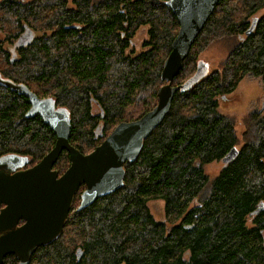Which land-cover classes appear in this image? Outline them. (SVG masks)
I'll list each match as a JSON object with an SVG mask.
<instances>
[{
  "label": "trees",
  "instance_id": "obj_1",
  "mask_svg": "<svg viewBox=\"0 0 264 264\" xmlns=\"http://www.w3.org/2000/svg\"><path fill=\"white\" fill-rule=\"evenodd\" d=\"M166 1L0 0V76L65 108L69 142L87 153L116 124L155 105L178 30ZM141 26L147 49L132 55ZM28 31L32 38L14 54L4 49ZM218 40H231L220 67L175 93L136 159L123 164L122 185L82 209L77 193L60 235L28 264H264V109L246 117L240 139L235 118L217 108V97L245 74L264 82V0H220L172 84L187 81L199 54ZM30 107L0 83V157L18 154L32 164L53 146V131L27 114ZM232 147L236 154L209 179L203 166ZM68 165L62 151L53 168L61 174ZM152 199L163 200V220L150 212ZM17 262L8 254L2 264Z\"/></svg>",
  "mask_w": 264,
  "mask_h": 264
},
{
  "label": "water",
  "instance_id": "obj_2",
  "mask_svg": "<svg viewBox=\"0 0 264 264\" xmlns=\"http://www.w3.org/2000/svg\"><path fill=\"white\" fill-rule=\"evenodd\" d=\"M219 1H166L179 23V29L162 64L160 77L166 82L157 91V102L139 118L116 124L87 153L81 152L69 142L70 119L65 108L55 107L50 98H38L24 85L14 88L0 76V83L28 97L31 107L27 114H40L55 134L50 150L27 168L17 169L28 163L25 156L7 154L0 157V204H4L0 208V264L8 254L15 255L18 264H28L36 248L57 238L81 185L84 188L78 209L122 185L123 164L136 159L144 139L168 113L175 93L206 74L199 60L196 71L187 81L180 85L172 84L197 34ZM31 38L32 32L28 31L18 39L15 46ZM62 151H66L69 165L59 174L53 165ZM236 152L237 148L232 147L222 162L230 160ZM20 220L24 222L19 224ZM76 254L80 257V249Z\"/></svg>",
  "mask_w": 264,
  "mask_h": 264
},
{
  "label": "rangeland",
  "instance_id": "obj_3",
  "mask_svg": "<svg viewBox=\"0 0 264 264\" xmlns=\"http://www.w3.org/2000/svg\"><path fill=\"white\" fill-rule=\"evenodd\" d=\"M262 11L256 13L260 15ZM147 26L139 27L131 39V44L127 49L128 53L137 55L147 49L145 41L147 40ZM36 35H39L36 33ZM231 40H218L212 42L204 51H202L198 59L202 62L203 69L210 71L220 67L221 61L226 56ZM12 42H4L3 47L10 52ZM157 102V101H156ZM218 111L235 118V130L237 136L242 139L246 130V117L252 111H261L264 109V82L258 76L251 73L245 74L237 83L235 89L225 96H218ZM222 160L214 161L203 166L204 172L212 179L217 175L222 167ZM150 212L156 220L164 219V202L162 199H152L147 202ZM171 226V224H167Z\"/></svg>",
  "mask_w": 264,
  "mask_h": 264
},
{
  "label": "flooded vegetation",
  "instance_id": "obj_4",
  "mask_svg": "<svg viewBox=\"0 0 264 264\" xmlns=\"http://www.w3.org/2000/svg\"><path fill=\"white\" fill-rule=\"evenodd\" d=\"M18 39H20V38H18ZM15 49H16V46L14 45V44H12V47L10 48V52H12V54H14L15 52ZM38 98H48V97H38ZM30 105H31V103H30ZM34 115H39L40 117H41V115L40 114H38V113H36V114H34ZM55 135V134H54ZM36 163V162H35ZM34 163H32V164H29V162L27 163V164H25L24 166H22V167H19V168H17V169H24V168H27V167H29V166H31V165H33ZM16 169V170H17ZM54 169V168H53ZM83 189H81L80 191L78 190V196H79V194H80V192L82 191ZM76 193V194H77ZM76 196V195H75ZM75 199V198H74ZM79 201H80V198H79ZM78 204H79V202H78ZM4 206V204H0V208H2ZM78 206V205H77ZM77 206H76V208H77ZM24 221L23 220H20L19 221V224H21V223H23ZM17 264H18V262H17Z\"/></svg>",
  "mask_w": 264,
  "mask_h": 264
},
{
  "label": "bare ground",
  "instance_id": "obj_5",
  "mask_svg": "<svg viewBox=\"0 0 264 264\" xmlns=\"http://www.w3.org/2000/svg\"><path fill=\"white\" fill-rule=\"evenodd\" d=\"M176 20H177V19H176ZM177 22H178V21H177ZM178 29H179V23H178ZM177 31H178V30H177ZM161 69H162V67H161ZM160 72H161V71H160ZM208 72H209V69L206 68V73H208ZM160 78H161V77H160ZM161 80H163V79H161ZM163 81H165V80H163ZM165 82H166V81H165ZM164 84H165V83H164ZM162 85H163V84H162ZM158 89H159V88H158ZM157 91H158V90H157ZM149 110H150V109H149ZM147 111H148V110H147ZM147 111H146V112H147ZM144 113H145V112H144ZM144 113H143V114H144ZM143 114H142V115H143ZM142 115H141V116H142ZM139 117H140V116H139ZM139 117H138V118H139ZM136 119H137V118H136ZM133 120H135V119H133ZM77 192H78V191H77ZM77 192H76V193H77ZM81 192H82V191H81ZM81 192H80V194H81ZM76 193H75V195H76ZM80 194H79V198H80ZM75 195H74V198H75ZM74 198H73V201H74ZM79 202H80V201H79ZM72 203H73V202H72ZM78 205H79V204H78ZM77 209H78V206H77Z\"/></svg>",
  "mask_w": 264,
  "mask_h": 264
}]
</instances>
